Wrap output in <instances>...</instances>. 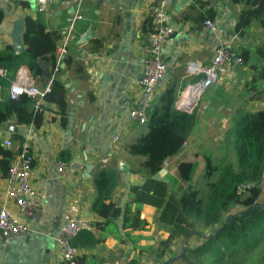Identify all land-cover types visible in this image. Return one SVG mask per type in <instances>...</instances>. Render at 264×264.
<instances>
[{
    "label": "crops",
    "instance_id": "1",
    "mask_svg": "<svg viewBox=\"0 0 264 264\" xmlns=\"http://www.w3.org/2000/svg\"><path fill=\"white\" fill-rule=\"evenodd\" d=\"M158 1L81 0L79 8L76 2H71L62 6H46L43 12L38 13L35 0H0V12L3 14L0 51L6 45H11L17 53L24 49L22 28L16 38L13 31L15 24L26 16L38 18L48 31L60 36L56 49L61 45L74 16H80L74 21L69 34L66 55L54 73L66 91V126H61L55 106L46 102L39 128L17 125L14 120L0 126L1 145L9 140L15 149L18 142L14 135L29 142L34 157L32 182L38 191L45 194L41 219L29 221L30 237L10 244L0 242V264H58L60 253L55 235L63 224V213L72 200L77 201L81 216L91 223L93 228L89 232L100 239L93 248L78 250V257L85 256L84 264H128L134 259L142 261V256L151 250L149 247L168 238L165 224L153 222L157 212L151 205L139 206L140 219L146 223L141 230H122L121 219L115 222L118 239L109 234L103 237L95 229L94 224L102 219L92 211L95 198L92 176L99 168L115 165L118 170L112 202L121 208L131 201V188L140 185L145 178L142 172H133L141 159L128 155L126 147L145 134L147 128L129 120L127 111L140 91L139 81L145 58L143 49L150 34L145 22L150 19L151 25V10ZM242 8V4L232 3L231 0H172L167 5L168 25L174 29V34L162 48L168 72L166 69L165 76L158 83L153 106L165 90L173 88L174 93H179L193 82L195 77L188 73V65L195 63L206 66L210 63L216 43L235 34L234 26ZM207 20L215 24L216 32L212 33L204 27L203 23ZM150 28L152 31V26ZM239 37L240 33L236 46ZM237 50L240 53L249 51V48L242 45L241 49L237 46ZM250 57L252 63H259L257 57L254 61L251 53ZM38 66L39 72L35 76L31 73V78L33 84L41 89L50 81L47 76L50 66L45 58L38 61ZM243 67L242 72L239 71L241 67L220 81L219 87L223 88L220 90L222 93H218L220 98L213 97L210 91L204 95L201 99L202 109L195 113L194 127L185 144L177 154L165 160L166 165L153 177L167 183L168 191L176 199L187 187L177 178L178 164L194 163L193 185L194 177H202L205 159L233 162L234 153L231 147L227 148L225 140L233 119L242 110L264 111V97L258 100L256 95L259 92L243 89L251 76L248 64ZM13 79L0 82V102L9 99ZM235 86L236 91L231 92ZM246 92L252 95L244 107L243 101L247 97L241 94ZM234 101H238V104H234ZM218 105L220 107L215 109L217 117L212 114V109ZM85 154L86 159L81 161ZM58 161L66 164L63 176L57 174ZM86 165L91 167L87 168ZM4 187L5 178L0 179V204L5 202L7 208L14 211L13 204L5 200ZM260 188L258 202L264 203V181ZM135 207L132 203L129 209L133 211ZM126 231L129 237L125 236ZM79 264L82 263L79 261Z\"/></svg>",
    "mask_w": 264,
    "mask_h": 264
},
{
    "label": "trees",
    "instance_id": "2",
    "mask_svg": "<svg viewBox=\"0 0 264 264\" xmlns=\"http://www.w3.org/2000/svg\"><path fill=\"white\" fill-rule=\"evenodd\" d=\"M242 4L234 32L243 34L251 26L264 29V0H231ZM3 14L0 12V23ZM150 19L145 22L151 32ZM149 25V27L147 26ZM60 36L48 31L38 18H23V51L17 53L11 45L0 51V70L4 77L0 82L14 78L20 66H25L33 76L39 72L38 61L42 58L49 62L48 78L50 89L42 97L43 101L55 106L60 116V124H67L66 91L61 81L53 73L56 65L55 50ZM244 64H248L251 76L243 89L247 92L264 95V43L254 48L253 54L259 63L250 61L248 50L241 51ZM260 84L261 87L260 88ZM175 93L173 88L163 92L157 104L149 113L146 123L147 132L129 144L126 152L140 158L134 173L145 175L143 182L132 187L131 201L121 208L112 202L114 187L117 184L118 170L114 167H101L92 176L95 198L92 211L102 219L95 223V229L103 237L112 235L118 239L115 222L121 219V229L141 230L146 225L140 219L139 206L148 204L155 208L153 222L165 224L168 238L158 241L152 247L157 261L167 252H172L176 240L183 245L179 255L165 259L160 264H171L180 260L185 264H264V253L257 257L264 247V203L258 202L261 194L260 184L264 180V111L240 112L233 119L226 131L225 140L234 153L235 160L214 162L205 159L201 183L205 191L200 192L191 184L194 163H179L178 180L187 184L181 196L176 199L168 191L167 183L153 177L161 170L163 162L182 148L195 123V113H185L173 108ZM35 101L26 95L0 102V126L10 120L17 125H32L39 128L45 107L34 109ZM18 144L21 137L13 136ZM16 155L15 149L4 148L0 143V179L8 175L10 163ZM250 185L243 193H238V186ZM203 186V185H201ZM136 207L131 211L130 204ZM240 207L238 213L229 214L230 210ZM126 237L129 232L126 231ZM100 241L94 234L82 231L71 242L78 250H89ZM174 252V251H173ZM85 263V256L78 257V262ZM134 259L131 264H137ZM157 263V262H156Z\"/></svg>",
    "mask_w": 264,
    "mask_h": 264
},
{
    "label": "built area",
    "instance_id": "3",
    "mask_svg": "<svg viewBox=\"0 0 264 264\" xmlns=\"http://www.w3.org/2000/svg\"><path fill=\"white\" fill-rule=\"evenodd\" d=\"M171 1L159 0L157 5L151 10L152 31L143 49L145 58L139 81L140 91L127 111L129 120L136 125H146L155 100L158 83L166 73L167 64L162 55V48L174 34V29L168 25V14L166 11L167 5ZM35 2L37 5L36 10L39 13L43 12L46 6H62L71 2H76L77 8H79L81 0H35ZM77 19H80L78 14L74 16L73 21L67 27L61 45L55 50L56 65L53 73L57 71L58 64L66 55L69 34L73 29L74 21ZM203 24L208 31L216 32V26L212 21L207 20ZM237 36L238 33H235L225 40L218 41L208 65L201 66L195 63L188 65L187 71L195 79L181 91L174 103L176 110L191 113L197 106L198 98L205 90L217 87L223 78L235 73L244 66L243 58L240 56L236 46ZM0 75H3L1 70ZM51 79L45 87L39 89L32 82L31 72L25 66H20L10 84L9 99H16L21 95H26L35 101L33 107L38 110L40 106L45 105L42 97L49 92ZM191 87L197 89L198 97L196 102L185 106L181 101L185 91ZM2 146L7 149H13L9 140L3 141ZM15 150L16 155L10 163L4 187L5 200L13 204L14 211H10L5 202L0 204V242L3 244L27 240L31 234L29 221L40 220L44 212L45 194L38 191L32 182L34 157L31 146L27 140H23L22 143L17 145ZM165 165L164 161L162 166ZM56 171L58 176H63L66 173V164L63 161H58L56 163ZM249 187L250 185L238 186V193H243ZM62 220L63 224L55 235V243L60 253L58 264H79V251L72 246L71 242L79 233L82 231L89 232L93 227L85 217L81 216L76 200H72L67 205Z\"/></svg>",
    "mask_w": 264,
    "mask_h": 264
},
{
    "label": "rangeland",
    "instance_id": "4",
    "mask_svg": "<svg viewBox=\"0 0 264 264\" xmlns=\"http://www.w3.org/2000/svg\"><path fill=\"white\" fill-rule=\"evenodd\" d=\"M39 18H40V15H37ZM252 27V28H251ZM249 28V30H246L244 32V34L240 35L239 39H238V42H237V46H238V49H241V46L242 45H245L247 48H249V51L251 53V56L252 58L254 59V61H256V56L253 54V51H254V48L256 46H259L258 44L259 43H262L264 42V29L260 28L259 26H256V25H253ZM233 34V33H232ZM231 34V35H232ZM261 40V41H260ZM245 67H242L239 71L242 72L244 70ZM246 73V72H244ZM183 90V89H182ZM220 90H223V88L219 87V85L217 87H213V88H210V89H207L205 90L201 95L200 97L198 98L197 100V106L193 109V113H196L197 111H200L202 108H201V99H203L204 95H206L207 92L210 91V93H212L213 97H218V93H222ZM236 91V86L233 87V91ZM181 93V90L179 91V93H175V100H174V103L175 101L177 100L178 96L180 95ZM243 97H247V100H244L243 101V106L246 107V105L248 104V100H250V95L252 94H248L247 92L245 94H241ZM228 96V95H227ZM257 99L260 100L262 97H264V95L262 94H257ZM239 101V100H238ZM238 101H234L233 103L234 104H238ZM219 104V103H218ZM174 105V104H173ZM220 106H216L214 107V109H212V114H218V112L215 111L216 108H219ZM220 110V109H219ZM214 117V115H212ZM218 117V115H217ZM224 117V115H223ZM144 127V126H143ZM143 129V128H142ZM227 148L229 149L230 146L227 145ZM227 149V150H228ZM216 162V161H214ZM201 177H194V187L198 189V191L200 192H204L205 191V187H204V184L201 183L200 181ZM203 185V186H201ZM242 210V208L240 207H235L233 209L230 210L229 214H234V213H238ZM158 244V243H157ZM156 244L155 247H157L158 245ZM183 245V243L179 241H177V244L174 245L175 247L172 248V252H167L166 253V256L157 261V259L155 258V255H154V250H150V251H147V253L145 255L142 256V261H138L137 264H160L161 262L165 261V259H171L174 255H179L180 253V247ZM263 249H260L259 252H258V255L257 257H259L260 255H262L264 253V247H262ZM174 251V252H173ZM157 262V263H156ZM128 264H131V263H128ZM171 264H185L184 262L180 261V260H176L174 263H171Z\"/></svg>",
    "mask_w": 264,
    "mask_h": 264
},
{
    "label": "bare ground",
    "instance_id": "5",
    "mask_svg": "<svg viewBox=\"0 0 264 264\" xmlns=\"http://www.w3.org/2000/svg\"><path fill=\"white\" fill-rule=\"evenodd\" d=\"M197 97H198L197 89L195 87L188 88L185 91V94L183 95V99L181 103L184 104L185 106H189L194 102H196Z\"/></svg>",
    "mask_w": 264,
    "mask_h": 264
},
{
    "label": "water",
    "instance_id": "6",
    "mask_svg": "<svg viewBox=\"0 0 264 264\" xmlns=\"http://www.w3.org/2000/svg\"><path fill=\"white\" fill-rule=\"evenodd\" d=\"M22 28V31H23V21L22 20H19L15 26H14V31H13V37L16 38V35L20 32ZM23 51V50H22ZM167 72H168V69H167ZM93 152V151H92ZM91 152H86V154H90ZM86 154L84 155V158L81 160V161H84L86 159ZM87 168H90L91 165H86Z\"/></svg>",
    "mask_w": 264,
    "mask_h": 264
}]
</instances>
